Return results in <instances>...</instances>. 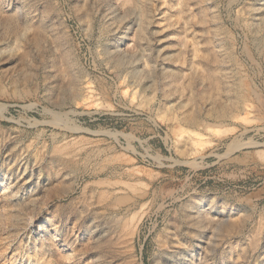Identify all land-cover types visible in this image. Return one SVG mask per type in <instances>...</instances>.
I'll use <instances>...</instances> for the list:
<instances>
[{"label": "rangeland", "instance_id": "obj_1", "mask_svg": "<svg viewBox=\"0 0 264 264\" xmlns=\"http://www.w3.org/2000/svg\"><path fill=\"white\" fill-rule=\"evenodd\" d=\"M60 254L264 264V0H0V264Z\"/></svg>", "mask_w": 264, "mask_h": 264}, {"label": "bare ground", "instance_id": "obj_2", "mask_svg": "<svg viewBox=\"0 0 264 264\" xmlns=\"http://www.w3.org/2000/svg\"><path fill=\"white\" fill-rule=\"evenodd\" d=\"M212 11V10H211ZM217 38V37H216ZM221 50V49H220ZM221 99V98H220ZM215 99L212 100L208 99L203 103L202 109L206 112H211L214 110L215 106H216V102L214 101ZM217 101V100H216ZM220 101V100H219ZM217 101V102H219ZM218 105V104H217ZM181 135V134H180ZM183 135V142L185 143V145L189 148L190 153H193V151H195L196 149V143H195V138H194V134L192 133H184ZM6 241V240H5ZM56 263L57 264H63V256L62 254H60V258L56 259Z\"/></svg>", "mask_w": 264, "mask_h": 264}]
</instances>
